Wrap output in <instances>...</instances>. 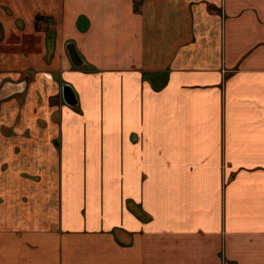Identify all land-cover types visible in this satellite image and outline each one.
I'll return each mask as SVG.
<instances>
[{
  "label": "crops",
  "instance_id": "crops-1",
  "mask_svg": "<svg viewBox=\"0 0 264 264\" xmlns=\"http://www.w3.org/2000/svg\"><path fill=\"white\" fill-rule=\"evenodd\" d=\"M0 264H264V0H0Z\"/></svg>",
  "mask_w": 264,
  "mask_h": 264
},
{
  "label": "water",
  "instance_id": "water-1",
  "mask_svg": "<svg viewBox=\"0 0 264 264\" xmlns=\"http://www.w3.org/2000/svg\"><path fill=\"white\" fill-rule=\"evenodd\" d=\"M74 53H75V51H74ZM62 84H63L64 97L67 100V102L70 103L71 105H74V106L77 105L78 99H77L76 93L74 92L71 85L69 83H66V82H63Z\"/></svg>",
  "mask_w": 264,
  "mask_h": 264
}]
</instances>
